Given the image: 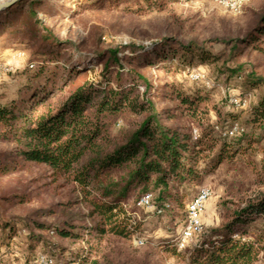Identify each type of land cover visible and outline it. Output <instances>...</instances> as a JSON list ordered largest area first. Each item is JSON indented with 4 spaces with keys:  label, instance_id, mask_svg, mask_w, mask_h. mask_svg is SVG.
I'll return each instance as SVG.
<instances>
[{
    "label": "trees",
    "instance_id": "1",
    "mask_svg": "<svg viewBox=\"0 0 264 264\" xmlns=\"http://www.w3.org/2000/svg\"><path fill=\"white\" fill-rule=\"evenodd\" d=\"M44 1L19 0L0 10V38L8 42L25 36L33 60L24 71L25 83L18 95L8 101L0 95V140L13 145V150L0 151V177L20 168L8 163L11 156L12 161L44 164L65 176L79 193V203L88 206L86 217L96 218L94 224L73 218L60 223L38 220L56 215L52 207L19 221H32L37 230L54 231L63 240L86 242L89 249L76 253L69 264H115L93 256L95 246L88 237L130 238L138 229L127 208L131 196L154 191L157 214L172 209L182 212L185 203L178 189L185 183H197L202 166L206 172L214 171L238 154L246 155L264 139V93L258 103L251 104L247 120L231 113L230 122L216 125L223 139L220 144L213 130L204 128L210 94L199 88L189 93L175 82L160 86L152 68L161 60L164 65L155 68L173 74L172 60L178 57L179 69L184 71L206 63L217 78L225 76L226 83L241 76L251 89L264 88V76L249 65H230L247 48L264 54V9L255 12L244 34L220 38L223 48L218 52L195 40L183 43L165 37L153 45L150 56L143 45H118L95 53L97 62L91 66L92 58L81 51L78 42L61 38L40 16ZM129 1L123 10L144 16L179 0ZM55 2L61 4V0ZM123 2L102 0L100 5L112 8ZM126 50L130 54L125 56ZM245 96H239L240 105ZM236 125L240 130L230 136ZM15 224L0 215L1 245L9 247L17 232ZM178 237L164 246L165 251L183 259L182 250L187 251L195 264H264V192L245 201L221 230L192 250L189 246L180 249ZM27 239L29 251L42 245L44 254L53 259L68 250L32 229Z\"/></svg>",
    "mask_w": 264,
    "mask_h": 264
},
{
    "label": "rangeland",
    "instance_id": "2",
    "mask_svg": "<svg viewBox=\"0 0 264 264\" xmlns=\"http://www.w3.org/2000/svg\"><path fill=\"white\" fill-rule=\"evenodd\" d=\"M4 1L6 0H0ZM47 1H44V5ZM53 1L46 5V9H43V5L40 16L54 26L61 38L78 42L81 51L92 58L89 61L91 66L97 62V59H93L95 53L118 45H143L145 50H149L147 55L150 56L153 45L165 37H172L183 43L195 40L211 48L213 52H218L223 48L220 38L244 34L255 12L264 9V0H179L167 3L162 11L153 10L140 16L123 10L129 0H123L119 6L112 8L102 7V0H61L59 6L55 2L58 0ZM1 38L0 95L8 101L18 95L19 88L25 83L24 71L33 60L32 52L27 49L25 36L21 35L8 42ZM129 54V50L124 53L125 56ZM172 61L173 74L155 68L164 65L161 60L158 65H154L151 72L156 83L162 86L164 82H175L189 93L198 88L209 93L210 101L206 104L209 114L204 128L213 130L212 135L220 144L223 139L219 137L216 125L230 122L231 113L240 115L242 121L247 120L251 104L258 103L259 96L264 93V88L251 89L241 76H235L226 83V77L217 78L212 67L206 63L184 71L179 69L182 64L178 57ZM237 63L247 64L258 75L264 76V54L253 47L247 48L230 65L236 66ZM125 66L132 67L126 63ZM100 67L101 65L95 66V70ZM241 94L246 95L243 105H240L239 100ZM246 144L242 143V146H247ZM9 150H13V145L0 140V151ZM13 159V156L9 157L8 163L19 165L20 168L0 177V215L12 219L16 223L17 232L10 238L9 247L0 243V264H39V257L46 254L42 245H38L33 252L28 250L27 236L30 229L68 249L63 257L52 258V264H69L74 261L76 253L89 249L86 242L73 243L60 239L54 231H39L32 221L21 222L18 218L37 216V212L51 207L57 210L56 215L38 220L60 223L66 218H73L81 224H94L96 218L86 217L88 206L79 203V193L65 176L56 175L44 164L23 163L22 160L12 161ZM200 171L201 177L197 183H185L178 189L185 203L182 212L172 209L157 214V192L154 191L150 192L152 197L149 206L140 205L143 195L131 196L127 201V208L132 212L138 229L128 239L109 235L102 240H97L95 236L88 237L95 246L92 255L115 264H195L187 251L182 250L183 259L166 252L164 246L180 235L187 220V205L201 187L207 186L211 190L203 215L205 231L188 245L189 250L210 240L213 232L221 230L236 209L257 192H264V139L261 144L249 148L246 155L240 153L233 160L223 162L214 171L206 172L204 166ZM17 196H23L25 201H19ZM65 203H72V206L65 208ZM2 234L0 229V237Z\"/></svg>",
    "mask_w": 264,
    "mask_h": 264
},
{
    "label": "built area",
    "instance_id": "3",
    "mask_svg": "<svg viewBox=\"0 0 264 264\" xmlns=\"http://www.w3.org/2000/svg\"><path fill=\"white\" fill-rule=\"evenodd\" d=\"M1 70V68H0ZM198 78V75L196 76ZM235 103L236 99L233 100ZM240 130L239 126L236 125L232 130L229 131V135L232 136ZM195 134H198V130H195ZM227 132L224 133L226 135ZM211 196V190L207 186H203L199 189L197 195L187 205V220L181 230L178 237L177 244L180 249L188 247V245L195 239L200 237L205 231V224L203 222V215L206 210V203ZM152 194L147 193L142 196L139 203L140 205H150ZM52 258L41 255L39 257V264H52Z\"/></svg>",
    "mask_w": 264,
    "mask_h": 264
},
{
    "label": "water",
    "instance_id": "4",
    "mask_svg": "<svg viewBox=\"0 0 264 264\" xmlns=\"http://www.w3.org/2000/svg\"><path fill=\"white\" fill-rule=\"evenodd\" d=\"M17 1H19V0H6L4 2H0V10L5 9V8L13 5Z\"/></svg>",
    "mask_w": 264,
    "mask_h": 264
}]
</instances>
